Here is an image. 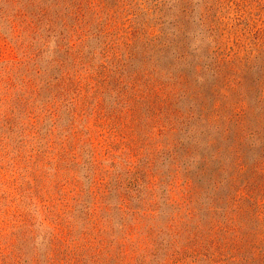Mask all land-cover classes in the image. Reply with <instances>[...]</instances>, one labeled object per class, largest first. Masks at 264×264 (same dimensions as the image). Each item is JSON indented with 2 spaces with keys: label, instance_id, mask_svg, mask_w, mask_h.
I'll list each match as a JSON object with an SVG mask.
<instances>
[{
  "label": "rangeland",
  "instance_id": "rangeland-1",
  "mask_svg": "<svg viewBox=\"0 0 264 264\" xmlns=\"http://www.w3.org/2000/svg\"><path fill=\"white\" fill-rule=\"evenodd\" d=\"M0 264H264V0H0Z\"/></svg>",
  "mask_w": 264,
  "mask_h": 264
},
{
  "label": "trees",
  "instance_id": "trees-1",
  "mask_svg": "<svg viewBox=\"0 0 264 264\" xmlns=\"http://www.w3.org/2000/svg\"><path fill=\"white\" fill-rule=\"evenodd\" d=\"M42 11H45V9H43ZM76 13V12H81V9H79V10H76V11H73L72 9H71V13ZM163 52H165L164 50H163ZM212 109H213V111H214V114H215V112H218V109H219V103H217V102H213L212 104ZM201 112H202V115H203V113H204V106H201ZM232 110V109H231ZM230 110V111H231ZM242 110H244V111H247L245 108H243ZM230 111H229V113H230ZM239 111V110H238ZM203 116H205V115H203ZM215 116H218V114H215ZM129 173H131L130 171H129ZM117 186H118V184H116ZM119 186H121V185H119ZM118 186V187H119ZM122 188V187H121ZM110 191V190H109ZM119 200H122V202H124V200H125V194L124 193H122V191H120V192H118V199H117V201H119Z\"/></svg>",
  "mask_w": 264,
  "mask_h": 264
}]
</instances>
